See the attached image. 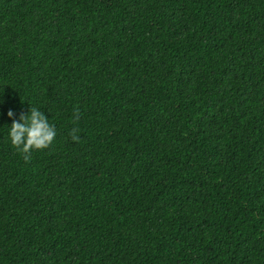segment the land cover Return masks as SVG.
<instances>
[{
  "label": "trees",
  "instance_id": "trees-1",
  "mask_svg": "<svg viewBox=\"0 0 264 264\" xmlns=\"http://www.w3.org/2000/svg\"><path fill=\"white\" fill-rule=\"evenodd\" d=\"M0 264H264V0H0Z\"/></svg>",
  "mask_w": 264,
  "mask_h": 264
},
{
  "label": "clouds",
  "instance_id": "clouds-1",
  "mask_svg": "<svg viewBox=\"0 0 264 264\" xmlns=\"http://www.w3.org/2000/svg\"><path fill=\"white\" fill-rule=\"evenodd\" d=\"M7 115L14 116V112L9 110ZM80 119L78 107L73 110V123ZM79 128L71 129L69 135L73 141H79ZM57 135L54 124L49 123V118L37 107H30L27 113L22 112L19 120L13 119L10 126V140L12 146L23 156L24 161L30 162L32 152L49 148Z\"/></svg>",
  "mask_w": 264,
  "mask_h": 264
}]
</instances>
